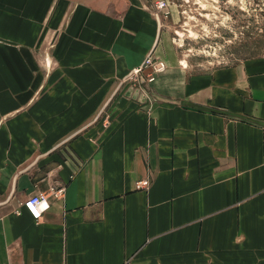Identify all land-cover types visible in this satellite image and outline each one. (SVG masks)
<instances>
[{"label":"crops","instance_id":"crops-1","mask_svg":"<svg viewBox=\"0 0 264 264\" xmlns=\"http://www.w3.org/2000/svg\"><path fill=\"white\" fill-rule=\"evenodd\" d=\"M101 1L0 0V264H264V54L153 101L158 18Z\"/></svg>","mask_w":264,"mask_h":264},{"label":"rangeland","instance_id":"rangeland-1","mask_svg":"<svg viewBox=\"0 0 264 264\" xmlns=\"http://www.w3.org/2000/svg\"><path fill=\"white\" fill-rule=\"evenodd\" d=\"M122 1L101 4L114 8ZM135 1L152 9L161 35L142 64L128 74L125 88H142L153 101L162 97L156 80L160 73L159 78L170 74L176 84L185 75L264 54V0ZM140 66L141 71L135 72Z\"/></svg>","mask_w":264,"mask_h":264},{"label":"built area","instance_id":"built-area-1","mask_svg":"<svg viewBox=\"0 0 264 264\" xmlns=\"http://www.w3.org/2000/svg\"><path fill=\"white\" fill-rule=\"evenodd\" d=\"M146 63H149V61H146L145 64ZM142 67L143 66H140L136 68L134 71L139 72L141 71ZM151 79L154 80L155 78H151ZM143 183L146 184V181ZM64 190L65 189L61 187L58 189L54 188L48 192L42 191L36 194H31L24 200L23 205L28 209V211L32 214V216L37 221H39L42 219L44 212L47 211L50 207V197L62 195Z\"/></svg>","mask_w":264,"mask_h":264}]
</instances>
